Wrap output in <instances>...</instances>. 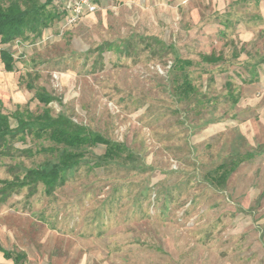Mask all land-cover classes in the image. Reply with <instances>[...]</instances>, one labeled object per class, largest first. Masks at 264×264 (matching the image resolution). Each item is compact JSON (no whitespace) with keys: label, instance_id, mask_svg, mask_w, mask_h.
<instances>
[{"label":"rangeland","instance_id":"374dc122","mask_svg":"<svg viewBox=\"0 0 264 264\" xmlns=\"http://www.w3.org/2000/svg\"><path fill=\"white\" fill-rule=\"evenodd\" d=\"M69 3H57L61 15L41 38L0 45L15 59L14 72L0 60L3 112L47 107L125 144L135 163L100 168L87 159L52 196L42 185L10 193L0 201V245L25 264H264V5L99 0L68 27ZM127 43L129 57L99 55ZM177 59L193 65L182 73ZM184 75L195 88L188 97L178 90ZM41 90L54 98L48 106ZM53 146L17 137L0 180L54 160L19 151ZM254 150L223 188L210 183L220 164Z\"/></svg>","mask_w":264,"mask_h":264},{"label":"trees","instance_id":"16d2710c","mask_svg":"<svg viewBox=\"0 0 264 264\" xmlns=\"http://www.w3.org/2000/svg\"><path fill=\"white\" fill-rule=\"evenodd\" d=\"M64 0H11L8 6L0 1V45H12L17 40L41 38L44 31L51 28L59 19L61 12L57 3ZM264 1V0H255ZM129 42V41H128ZM163 44V43H162ZM164 48L166 46L162 45ZM131 43L125 45L106 44L100 47V56L105 51L125 54L128 57L132 51ZM205 62H216L218 59L212 55H203ZM0 60L7 72H14L15 59L9 48L0 50ZM193 63L189 60L175 62V67L184 73L187 67ZM183 84L178 87L180 94L188 97L195 92L186 75ZM29 89L33 85L28 83ZM228 94L232 102H238V96L232 91L228 84ZM36 98L48 106L54 98L45 91H37ZM15 125L12 124V120ZM19 137L25 139H46L54 144L53 147H41L36 152L31 149H23L19 153L26 157L39 154H51L53 161H49L28 169L22 177H15L11 181L0 180V201L6 202L8 195L18 189L29 188L34 193L39 185L44 187V193L52 196L57 189L64 186L85 160L94 161L95 167H105L112 162L123 160V162L135 163L133 152L123 143L115 142L102 134L90 131L83 126L74 123L71 118L64 114L53 116L49 108L45 107L38 115L24 114L16 111L11 116L3 112L0 101V159L9 156L8 147L11 141ZM104 148L102 155H96L90 149ZM258 153L254 150L245 154H236L230 160L220 164L209 176L212 185L223 188L231 175L236 172L241 163L253 159ZM90 155V156H89ZM0 252L6 259L12 260L14 264H25L26 256L5 250L0 246Z\"/></svg>","mask_w":264,"mask_h":264},{"label":"built area","instance_id":"2783aa9c","mask_svg":"<svg viewBox=\"0 0 264 264\" xmlns=\"http://www.w3.org/2000/svg\"><path fill=\"white\" fill-rule=\"evenodd\" d=\"M97 0H70L66 26L78 23L85 15L96 11Z\"/></svg>","mask_w":264,"mask_h":264},{"label":"crops","instance_id":"0c3cea01","mask_svg":"<svg viewBox=\"0 0 264 264\" xmlns=\"http://www.w3.org/2000/svg\"><path fill=\"white\" fill-rule=\"evenodd\" d=\"M255 1V0H254ZM98 2L99 0H97V3H96V6L98 8ZM257 2H260V4L264 5V1H257ZM1 246V245H0ZM2 247V246H1ZM3 248V247H2ZM5 249V248H4ZM5 250H8V249H5ZM8 251H11V250H8ZM0 259L2 261H5V262H10L11 264H14L12 260H9V259H6L3 255V253L0 252ZM3 262H0V264H2Z\"/></svg>","mask_w":264,"mask_h":264}]
</instances>
